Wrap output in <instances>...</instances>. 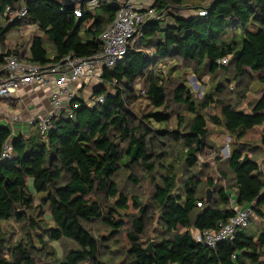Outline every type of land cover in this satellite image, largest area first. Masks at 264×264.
Returning <instances> with one entry per match:
<instances>
[{
	"label": "trees",
	"instance_id": "trees-1",
	"mask_svg": "<svg viewBox=\"0 0 264 264\" xmlns=\"http://www.w3.org/2000/svg\"><path fill=\"white\" fill-rule=\"evenodd\" d=\"M182 3L155 0L153 6L161 13ZM23 5L27 15L9 24L6 8L18 11ZM78 8L79 16L75 14ZM203 8L207 10L205 17H198L196 12L189 17L170 14L172 23L162 16L145 25L139 48L129 51L112 71L102 69L105 84L92 95L103 96V102L75 110L73 119L66 114L60 116L45 142L38 131L27 138L19 132L11 136L8 128H0V151L10 137L13 147L12 158L0 166V264H39L44 259L49 264H115L114 260L118 264H264V229H251L255 222L251 218L232 242L215 248L197 243L193 236L194 232L217 230L227 223L234 215L232 200L241 208L252 205L253 215L264 220V164L261 169L260 163L241 148L243 145L238 146L250 131L264 124V0H212ZM117 12V6L108 0H102L92 11L87 2L65 9L51 0H0V64L11 55H22L32 64L43 66L69 55L99 54L103 50L99 36ZM28 25L41 33L30 38L29 49L24 52L27 47L19 43L14 49L7 48L8 33ZM224 59L227 64L218 63ZM170 62V67L164 66ZM188 69L197 78L219 72L230 74L233 79L226 77L227 86L235 82L242 86L245 79L251 83L250 75L254 74L263 92L250 110L243 111L226 99V89L218 84L202 105H196L184 77ZM216 95L224 100L215 99ZM246 98L243 94L239 100ZM141 99L147 100L153 111L139 119L133 106ZM211 105L219 108L220 114L209 120L237 145L227 159L231 187L217 188L208 178L207 186L216 197L207 203L199 196L202 181L194 171L199 154L207 148L208 118L203 112ZM174 106L184 107L192 116L188 123L179 118L178 126L184 131L155 130L152 124L171 121ZM168 138L182 146L186 179L181 190H177L176 167L163 163L169 154L158 153L154 143L157 140L163 146L162 140ZM260 144L264 148V132ZM157 161L162 162L164 172L160 183L154 185L150 203L143 205L132 196L130 205V196L120 192L114 178L127 170L128 181L139 186L143 174L151 177L156 172ZM137 172H141L139 178ZM37 195H42V204L49 207L53 223L44 229L45 236L51 242L66 240L74 245L65 254L59 256L43 235H38L40 247L31 237L12 247L6 245L4 222L28 221L32 229L40 227L41 223L27 215ZM116 197L114 209L104 206ZM131 208L135 212L125 231L128 249L121 253L111 245L107 252L105 246L121 236L127 224L120 212ZM156 220L162 236L153 241L149 256L145 250L150 242L145 240ZM97 222L111 230L107 237L94 235L92 226ZM106 253L110 261L105 259Z\"/></svg>",
	"mask_w": 264,
	"mask_h": 264
},
{
	"label": "rangeland",
	"instance_id": "rangeland-1",
	"mask_svg": "<svg viewBox=\"0 0 264 264\" xmlns=\"http://www.w3.org/2000/svg\"><path fill=\"white\" fill-rule=\"evenodd\" d=\"M212 0H183V3L181 5L175 6V8H169L168 10H165V14L168 13V11H174V12H180L183 11L185 13H194L203 7H206L210 4ZM182 13V12H181ZM23 31L20 33L18 30L14 29L11 32L8 33L6 36V45L7 48L14 49L15 43L25 42L26 39L34 37L35 35H41L40 32H38L37 27H33L30 31L21 30ZM35 31V32H34ZM172 62L166 63L164 66H171ZM164 68V67H163ZM201 79L197 78V76L194 74V71L192 69H188L184 72V77L186 80V85L191 89L192 96L194 97L196 101V105H202L205 101V96L208 93H214L215 88L219 84V86H223L225 90V94H227L226 99L231 100L233 103L238 104L239 109H242L243 111L250 110L251 105H253L256 100H258L262 95V87H260L258 84H256V76L250 75L252 81L251 83L248 80H243L242 86L238 83H231V85L227 86V83L225 82V79L227 76L230 77V80L232 81L233 77L230 76V74H226L224 72H219L216 75H200ZM110 92L112 90L109 86L106 87ZM141 87H137V91H140ZM95 90V89H94ZM94 92V91H93ZM230 92V93H229ZM245 94L246 100H239L241 96ZM215 99H219L223 101V96H215ZM218 100V101H219ZM12 102H4L3 106H9ZM15 104L17 109L19 110L20 104L18 100H15ZM134 108V115H136L139 119L144 115L151 111H153V108L148 103L147 100L141 99L136 102V104L133 106ZM173 115L172 119L168 124H152V127L157 130H164L168 132L172 131H184L183 127H179V118H185L186 123H188L192 116L189 114V112L184 108L180 106H174L173 108ZM250 112V111H248ZM205 115H207L208 118V132H209V138L206 141L207 148L203 151V153L199 154V164L198 167L195 169V174L200 177L202 181V185L199 188V196L200 197H207L208 191L211 192V199L216 197L214 195V192L208 188L207 181L208 178L213 179L214 184L217 188L220 187H228L230 188L232 185V175L228 169L227 166V159L230 156V153L232 149L237 145L235 139H231L228 134L221 128L216 127L214 124L209 120L210 116L219 115L220 111L219 108H216L215 106L211 105L208 109H206L203 112ZM34 131V130H33ZM264 132V124L263 126L256 128L252 131H250L245 138L241 141L242 143H238V146H242L244 150H246L247 153L250 154L251 157H253L255 160H257L260 163L261 169L263 168V162H264V148H262L260 144V138L262 136V133ZM165 144L162 146L160 145L159 141L155 140V145L158 147L156 150L158 153L167 152L169 155L163 162L165 166L168 167V165H173L176 167V171L179 173L178 176V187L177 190H181L182 182L186 179L185 174L183 173V160L181 158L183 150L182 146L179 143H176L173 141L172 138L164 139L162 140ZM161 161H157V168L156 172L153 173V175L147 176L146 174H143L141 183L139 186L131 184L128 179L130 177V172L127 170H122L120 173L116 175L114 178V181L118 184V188L121 193H128L129 197V204L132 205V196H135V198H138L140 201H142L143 205H147L150 203V199L152 197V194L154 193V185L157 183H160V176L164 172L161 168ZM141 172H137L138 178L141 176ZM29 187L33 189V180L29 181ZM42 195L36 196V202L34 204V207L31 209V211L27 212L28 218H33L36 222L41 223L39 224V228L32 229L30 226V223L28 221L17 223L16 221L12 220L9 222H4L2 227L5 234V241L6 245L8 247H12L21 240H27L28 237H31L33 240V243L40 247L38 235L45 236V230L47 227L50 228L53 226V223L49 220V207L42 204L41 201ZM118 197L111 199L107 203H104V206L106 208L114 209L115 204L117 202ZM232 207V206H231ZM135 210L131 208L127 212H120L121 219H124L126 221V226L123 232H121V236H118L114 238L113 240H110L108 244L105 246L106 250L111 249L109 246L113 245L112 249H116L115 251L119 250L121 253L125 252L128 249V243L125 238V231L129 227V221L132 217ZM22 213H26L25 210L22 211ZM43 219V220H42ZM118 219V218H116ZM158 219V217H157ZM251 219H253L255 222H253V225L250 226L252 229V226L255 227L258 231H261L264 229V220H260L259 218H256L255 215H252ZM111 230L103 225L101 222L94 223L92 226V232L95 236H104L107 237L109 235V232ZM160 228L158 227V220H156L150 229V232L147 236L146 242L153 243V241L156 240V238H159L162 236L161 233H159ZM45 241L49 246H52L56 249L59 256L62 254H65L67 250L70 248H73L74 245L69 243L66 240H62L60 242H51L48 239V236H45ZM149 243V244H150ZM109 250H107L108 252ZM110 252V251H109ZM109 253L105 254V259L111 260L108 256ZM115 264H118V260L113 261ZM39 264H49V260L44 259L40 260Z\"/></svg>",
	"mask_w": 264,
	"mask_h": 264
},
{
	"label": "built area",
	"instance_id": "built-area-1",
	"mask_svg": "<svg viewBox=\"0 0 264 264\" xmlns=\"http://www.w3.org/2000/svg\"><path fill=\"white\" fill-rule=\"evenodd\" d=\"M34 1V0H31ZM102 0L87 2L90 11L97 8ZM115 4L118 12L112 23L99 36L103 45L101 53L90 57H75L69 55L61 60L48 64L36 65L25 60L22 55H11L0 64V128H8L11 136L18 133L29 138L32 131H38L46 141L48 135L54 129V121L63 114L70 119L74 117V111L81 107L92 108L102 103L104 98L99 96L90 98L84 94L82 101H77L78 92L84 83L93 84L95 89L105 84L102 78V69L112 71L127 56L129 51L136 49L138 41L142 37L143 28L154 21L159 20L166 14L159 13L153 6L155 0H108ZM79 7L83 3H76ZM28 13L25 5L20 10L14 11L7 7L5 17L8 23L22 20ZM76 15H80V8L76 9ZM198 17L207 15L206 9L196 11ZM35 27L25 26L24 29L31 31ZM19 31L22 33L23 31ZM25 52V49L23 50ZM219 64H227V59ZM45 91L48 95V110L30 119L28 127L17 130L15 124L20 122L18 115H8L3 111V103L16 100L23 91ZM90 100V101H89ZM13 147L11 137L3 144L0 151V166L12 158ZM198 207L202 205L197 204ZM234 210L233 217L225 224H220L217 230H205L194 232L193 236L197 243L210 248H215L220 243L232 242L239 232L249 224L253 215L252 205L238 207L234 200L231 201Z\"/></svg>",
	"mask_w": 264,
	"mask_h": 264
},
{
	"label": "crops",
	"instance_id": "crops-1",
	"mask_svg": "<svg viewBox=\"0 0 264 264\" xmlns=\"http://www.w3.org/2000/svg\"><path fill=\"white\" fill-rule=\"evenodd\" d=\"M170 14H174L179 17H189L190 15H192V13H185L183 11H180L179 13L178 12L177 13L168 12L164 17L169 23H172L171 18L168 17ZM16 44L18 43H15V45ZM23 44L27 47L25 50L27 51L30 47V38L26 39L25 42L23 41L19 43V45H23ZM139 44L140 43L136 44L137 45L136 48H139ZM94 89L95 87L93 84L84 83L81 85V88L78 92V97L80 96L82 98L84 94H86V95H89V97L91 98ZM16 100H18L20 104L19 110L17 109V107L13 108V106L14 105L16 106V104H15V100H12L14 101V103H11L9 106H6V107L4 106L3 112L11 116L18 115L20 117L21 121L15 124V128H17V130H22L28 127V123L31 118L38 116L40 114H43L48 110V95L46 94L45 91H34V90L33 91H30V90L23 91V92H20Z\"/></svg>",
	"mask_w": 264,
	"mask_h": 264
},
{
	"label": "water",
	"instance_id": "water-1",
	"mask_svg": "<svg viewBox=\"0 0 264 264\" xmlns=\"http://www.w3.org/2000/svg\"><path fill=\"white\" fill-rule=\"evenodd\" d=\"M51 1H54L55 3H57L62 8L69 9V8H73L76 3L90 2L92 0H51ZM206 201H207V203L211 202V192H210V190L208 191V194H207V197H206ZM152 246H153V243H150L148 245V247L146 248V250H145L148 253L149 256L152 255V251H153Z\"/></svg>",
	"mask_w": 264,
	"mask_h": 264
}]
</instances>
